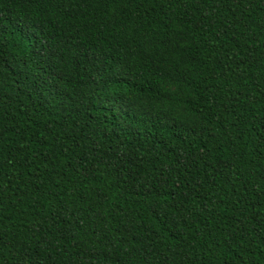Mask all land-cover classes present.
<instances>
[{
  "label": "trees",
  "instance_id": "trees-1",
  "mask_svg": "<svg viewBox=\"0 0 264 264\" xmlns=\"http://www.w3.org/2000/svg\"><path fill=\"white\" fill-rule=\"evenodd\" d=\"M0 264H264V0H0Z\"/></svg>",
  "mask_w": 264,
  "mask_h": 264
}]
</instances>
